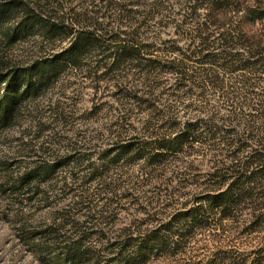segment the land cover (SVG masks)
<instances>
[{"label":"trees","instance_id":"1","mask_svg":"<svg viewBox=\"0 0 264 264\" xmlns=\"http://www.w3.org/2000/svg\"><path fill=\"white\" fill-rule=\"evenodd\" d=\"M3 145L37 264H264V0H0Z\"/></svg>","mask_w":264,"mask_h":264},{"label":"rangeland","instance_id":"2","mask_svg":"<svg viewBox=\"0 0 264 264\" xmlns=\"http://www.w3.org/2000/svg\"><path fill=\"white\" fill-rule=\"evenodd\" d=\"M20 49L29 51L28 54H35V35L31 36L29 39H26L20 46ZM17 52L21 51L18 50ZM27 124V122L23 124V126L19 130L26 127ZM18 135V130L13 132V136ZM0 150L3 153L9 152V148L7 145L0 146ZM22 154H26L27 156L30 155V153L25 149ZM27 156H25L24 158H28L27 160H31V158ZM32 211L35 213V208H33ZM14 234L15 231L12 223L10 221H7V219H4L0 214V264H37L35 262V257L30 253V251L17 244V241L14 238Z\"/></svg>","mask_w":264,"mask_h":264}]
</instances>
